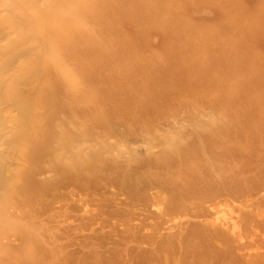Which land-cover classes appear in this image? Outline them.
I'll return each instance as SVG.
<instances>
[{
  "label": "rangeland",
  "instance_id": "1",
  "mask_svg": "<svg viewBox=\"0 0 264 264\" xmlns=\"http://www.w3.org/2000/svg\"><path fill=\"white\" fill-rule=\"evenodd\" d=\"M0 264H264V0H0Z\"/></svg>",
  "mask_w": 264,
  "mask_h": 264
},
{
  "label": "bare ground",
  "instance_id": "2",
  "mask_svg": "<svg viewBox=\"0 0 264 264\" xmlns=\"http://www.w3.org/2000/svg\"><path fill=\"white\" fill-rule=\"evenodd\" d=\"M225 192H226V190H225ZM196 195L198 196V199L197 198L196 199L198 201H200L201 204H205L207 206H212L213 207V210L211 209V211L213 212V214L214 213L216 214V212H219L221 209H223V208L219 209V206H221L222 203L225 204V202H230L231 198H234L236 196V195H234L232 193L231 190H229L228 193H224L223 191H220V189L217 192H214L212 194L206 195L204 193V194H196ZM193 196H192V198H194ZM187 198H191V197L188 196ZM226 205H228V204H226ZM222 212H221V214H222ZM215 216H217V215H215ZM219 218H221V217H219ZM223 219H224V221L226 220L225 217ZM214 220L215 221H219V220H216V218ZM230 224H232V228H233L234 234H237L240 237L246 236V231L244 229L242 230V226L239 224L238 221H236V220L234 221L233 220V221L230 222ZM214 225H215V223H214Z\"/></svg>",
  "mask_w": 264,
  "mask_h": 264
}]
</instances>
